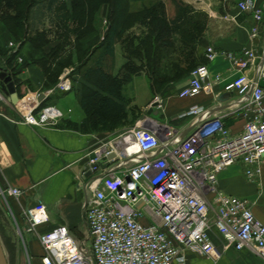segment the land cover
<instances>
[{"label": "built area", "instance_id": "1", "mask_svg": "<svg viewBox=\"0 0 264 264\" xmlns=\"http://www.w3.org/2000/svg\"><path fill=\"white\" fill-rule=\"evenodd\" d=\"M237 10L252 15L249 39L257 40L264 6L241 0ZM218 55L229 61L234 75L225 91L236 94L242 105L239 111L246 122L241 132L232 134L220 117L210 118L204 107L193 106L179 115L193 119L190 128L142 117L132 128L100 140L87 151L78 175L89 193L83 208L89 246L74 239L67 226H57L38 235L41 264H186V251L218 259L230 249L245 247L264 264V224L254 216L252 203L218 188L219 175L236 164L247 180L259 183L264 159V87L259 85L264 80V57L260 59L254 48L219 53L208 46L178 96L219 94L215 87L222 77L211 79L208 66ZM250 69L252 78L246 74ZM57 89L66 91L64 80ZM153 103L162 109L160 98ZM60 118L56 107L46 106L36 117L27 115L26 122L54 126ZM111 154L114 157L107 159ZM102 159H107L105 168L98 165ZM5 194L17 198L21 191L10 188ZM22 219L20 230L27 234H37L49 220L41 202L24 210ZM213 231L219 247L212 240Z\"/></svg>", "mask_w": 264, "mask_h": 264}, {"label": "crops", "instance_id": "2", "mask_svg": "<svg viewBox=\"0 0 264 264\" xmlns=\"http://www.w3.org/2000/svg\"><path fill=\"white\" fill-rule=\"evenodd\" d=\"M239 1L202 0L201 3H195L193 0L190 3L192 8L206 14L205 29L197 46L200 60L208 46L219 53H236L244 47L254 48L260 59L263 58L264 19L257 40L251 41L249 31L253 25L252 15L237 10ZM185 3L189 1L185 0ZM255 3L257 7L264 6V0H255ZM46 20L39 23V26L45 24ZM8 37L0 32V65L7 68L5 72L12 79L18 99L13 103L7 91L0 88V193H3L14 220L6 242L8 264H41L43 250L38 235L57 226H67L74 239L89 246L88 228L83 215L89 193L79 184L78 175L86 163L87 151L112 133L105 130L92 131L87 124L88 115L80 105L82 87L94 89L84 75L88 68H94L99 51L83 66L74 54L70 58L71 62H65L66 65L57 77L51 79L49 58L36 59L35 52H31L27 45L28 41L22 42V46H16ZM42 51V54L48 56L49 48H43ZM10 54L14 57L7 64ZM122 63L120 50L114 48L113 74ZM55 65L52 63V68ZM208 66L211 79L215 75L222 77L215 87L219 94L215 97H179L178 92L187 82L186 76L164 88L166 94L160 96L161 115L156 106L150 114L147 113L153 103L148 80L144 75L134 77L126 89L127 96L132 99L131 105L138 108V117L132 122L133 126L139 118L145 117L158 124L187 129L193 119H180L179 115L193 106H201L210 112V118L220 117L232 134L241 132L246 122L239 111L242 105L238 104L236 94L225 91V86L234 78L230 63L218 55ZM12 67L19 70L11 73ZM85 67L87 69L84 71ZM246 74L252 78L253 69ZM62 79L66 87L64 92L57 90V84ZM46 106H54L60 111L61 118L57 124L34 126L26 122L27 115L36 117ZM261 168L259 183H255L244 177L240 165H232L219 175L218 188L231 196L249 200L254 216L264 224V159ZM10 188L19 189L21 195L17 198L7 196L5 192ZM37 202L45 205L48 222L37 229V234L22 232L19 237L17 230L23 227V211ZM212 240L217 247L220 246L215 231L212 232ZM185 257L186 264H262L261 259L247 247L240 251L230 249L218 259L201 257L190 251L185 252Z\"/></svg>", "mask_w": 264, "mask_h": 264}, {"label": "trees", "instance_id": "3", "mask_svg": "<svg viewBox=\"0 0 264 264\" xmlns=\"http://www.w3.org/2000/svg\"><path fill=\"white\" fill-rule=\"evenodd\" d=\"M3 1L7 10L14 8L12 0ZM78 1L82 8L86 2L87 6L94 3L93 0ZM104 3L111 8L112 17L103 42L89 57L80 61L82 66L85 65L99 51L94 68H88L84 75L94 89L83 86L80 99V105L88 115L87 124L92 131H111L120 124H132L138 117L131 106L132 99L126 94L134 77L144 73L155 89L188 76L201 63L197 46L206 25V14L196 13L185 4H179L177 15L170 18L163 1L136 12L128 9L127 0H104ZM57 6H60V0H30L29 11L24 17L27 29L34 32L43 20L49 19L52 22V14ZM134 25L141 27L139 33L130 32ZM117 42L122 47L123 63L113 74L114 48ZM58 56V50L53 51L50 56L51 79H55L66 65L62 59L58 60ZM13 57V54L7 57V64ZM54 60L57 62L52 68ZM0 70L6 71L7 68L0 65ZM18 70L17 67L10 68L11 73Z\"/></svg>", "mask_w": 264, "mask_h": 264}, {"label": "rangeland", "instance_id": "4", "mask_svg": "<svg viewBox=\"0 0 264 264\" xmlns=\"http://www.w3.org/2000/svg\"><path fill=\"white\" fill-rule=\"evenodd\" d=\"M161 1L165 4L167 16L170 18H174L177 15V11L180 8L179 4L187 5L196 13H203L202 10L192 8L190 3H193V0H186L189 1L188 4L185 3V0H182L184 3H182L181 0H127V6L130 11L136 12ZM200 1L202 0H194L195 3H201ZM12 2L14 8L7 10L4 1L0 0V32L4 34V37L9 36V41H14L16 46H22V42L28 41L27 45L31 48V52H35L36 59H42L44 56V59L49 58L50 60L51 53L58 50L59 55L61 54L58 56L60 57L58 60L62 59L65 62H71L70 58H73L74 54H76L79 62L84 60L86 56L89 57L92 51H95L103 42V37L112 17L111 8L104 3V0H93L94 3L91 6H87L86 2L83 8L80 7V1L78 0H60V6H57L52 14L53 21L51 22V20L47 19L46 25L42 24L36 31L32 32L26 29L25 26H27V21H25L24 18L29 11L30 0H12ZM74 19H76V21H74ZM19 22L21 23L18 24ZM140 29V26L134 25L130 28V32L139 33V31H141ZM26 31L28 33H26ZM14 48L16 49V47ZM43 48H49L48 56L42 54ZM115 48L120 50L122 56L120 42L116 43ZM54 62L56 63L57 61L54 60ZM55 68L57 70V67ZM86 69L85 67L84 71ZM141 75H144L148 80L149 89L152 93V102L155 97L162 100L160 96L161 94H166L164 93L166 85L163 87L158 86V88L153 89L148 76L144 73ZM62 81L63 80L60 82ZM131 106L135 109L136 113L138 108L135 105ZM158 112L159 115H161V110L158 109ZM132 127L133 124H120L116 126L115 129L108 132L112 134H114V132L119 133ZM13 224V215L8 209L6 199H4V196L0 193V244L4 253L3 260L6 264H8L6 248L7 236ZM18 229L20 230V228ZM17 232L18 236L21 237V230H17Z\"/></svg>", "mask_w": 264, "mask_h": 264}, {"label": "water", "instance_id": "5", "mask_svg": "<svg viewBox=\"0 0 264 264\" xmlns=\"http://www.w3.org/2000/svg\"><path fill=\"white\" fill-rule=\"evenodd\" d=\"M259 85L261 87H264V80H261L259 82ZM0 88H2L5 92L7 91V93L10 95V99H11V101L13 103H16L18 101L17 96H16V92H15V88H14V84L12 82L11 77L8 74H6L5 71H1V70H0ZM41 97H42V95H40L39 98H41ZM155 106H156V104L152 103L151 106H150V109L148 110L147 113L150 114L152 109L155 108ZM113 157H114V155L111 154V155H109L107 157V159H111ZM107 159H102L101 161H99L98 165L101 168H105ZM89 174L90 173L87 172L86 176H88ZM140 205H141V203L138 205V207H140ZM3 258H4V253H3V250H2V247H1V244H0V260L1 259L3 260ZM4 264H6L5 261H4Z\"/></svg>", "mask_w": 264, "mask_h": 264}, {"label": "bare ground", "instance_id": "6", "mask_svg": "<svg viewBox=\"0 0 264 264\" xmlns=\"http://www.w3.org/2000/svg\"><path fill=\"white\" fill-rule=\"evenodd\" d=\"M0 264H4V260L1 259V260H0Z\"/></svg>", "mask_w": 264, "mask_h": 264}]
</instances>
